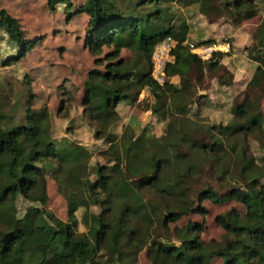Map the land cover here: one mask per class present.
<instances>
[{
	"label": "trees",
	"instance_id": "obj_1",
	"mask_svg": "<svg viewBox=\"0 0 264 264\" xmlns=\"http://www.w3.org/2000/svg\"><path fill=\"white\" fill-rule=\"evenodd\" d=\"M82 1L75 14L88 18L85 46L95 66L105 65L103 71L94 68L87 74L80 108L94 139L103 143L99 154L104 162L96 163L91 173L92 153L66 137L53 138L50 110L32 108L30 98L25 109L19 107L20 118L0 104V264H86L90 253L95 257L92 264H126L144 249L152 264H212L214 259L264 264V160L257 162L250 151L251 139L264 141L258 98L264 95V13L254 8L260 23L249 43L241 46L234 37L244 18L241 7H255V0ZM173 1L193 6L214 38L220 37L218 20H230V52L252 62L251 69L244 67L248 80L244 74L236 87L230 53H214L204 61L187 50L190 25L176 17L168 4ZM46 4L51 11L59 5L72 8V0ZM0 31L17 52L3 59L2 66L23 58L34 45L18 20L2 8ZM166 37L175 40L176 47L160 86L150 76V57ZM211 43L202 39L193 44ZM103 48L111 51L102 60ZM121 51L130 56L120 57ZM174 77L179 78L177 84ZM146 90L152 97L147 110L155 121L135 128L137 119L123 109L140 103ZM203 91L207 94L199 96ZM222 97H238L230 105L229 120H199L204 109ZM159 125L164 129L157 135ZM47 177L55 180L66 201L67 220L39 207L18 216L19 197L47 203ZM203 201H235L245 212L231 208L215 218L224 231L220 241H203L202 226L193 222L169 238L170 224L189 216L195 205L198 213H205ZM80 225L83 232L78 231Z\"/></svg>",
	"mask_w": 264,
	"mask_h": 264
},
{
	"label": "rangeland",
	"instance_id": "obj_2",
	"mask_svg": "<svg viewBox=\"0 0 264 264\" xmlns=\"http://www.w3.org/2000/svg\"><path fill=\"white\" fill-rule=\"evenodd\" d=\"M222 0H215L221 2ZM82 0H72V8H66L63 5L57 6L53 11L48 9L46 0H0V8L5 9L8 14L18 20L25 38L34 41L33 47L25 56L14 61L9 66H2V60L7 57L17 55L15 49L7 39V36L0 31V104L7 114L15 113L17 118L23 115L26 100L30 98L32 108L46 107L51 112L52 129L51 134L55 139L64 137L75 141L86 147L91 153L90 160L91 173L96 163H103L99 151L104 149L101 141H96L93 137V127L88 124L81 114V102L83 99V83L90 70L97 68L104 70L105 62L102 65L95 66V58L89 54L85 46V28L88 18L85 15H76ZM176 17H183L190 25L188 39L191 43H196L202 39L212 40L211 44H227L229 47L233 38L229 33L233 26L230 20L226 18L219 19L221 24L218 29L220 37L214 38L203 17H201L193 6L183 7L176 2H168ZM255 7L244 5L241 11L244 18L240 23L241 35L239 43H246L251 34H253L260 23V17L255 14L254 8L260 13H264V0H255ZM70 14V16L68 15ZM230 25V26H228ZM110 48H103L100 58L103 60L105 54L110 52ZM130 53L121 51L120 57H129ZM220 73V72H217ZM227 79L230 77L226 75ZM238 97H222L215 99L214 104L204 109L200 114L199 120L209 124L225 123L229 120V111L232 100ZM261 110L264 114V95L258 97ZM140 103L130 109L125 107L123 110L131 112L137 119L132 127L150 125L155 120L151 111L147 110L152 104V97L146 90L139 96ZM64 103V108L59 109L60 103ZM224 101L225 104H222ZM21 110V111H20ZM164 126L159 125L154 130L157 135L163 131ZM120 133V128L116 129ZM255 138V137H254ZM250 140V151L257 162L264 160V141ZM231 160V159H230ZM92 175L91 178H93ZM205 177V176H204ZM221 192L216 186L214 179L205 177ZM47 203L42 206L39 203H31L19 197L16 202L18 216H23L30 207H39L51 213L54 218L61 221L67 220V204L65 199L59 194L57 183L54 179H46ZM198 205L193 207L189 216L182 217L176 223L170 224V233L168 237L174 239L175 229L184 227L188 222H193L202 226L200 238L209 242L211 240L220 241L224 236V231L216 224L215 218L225 211L234 208L239 213L245 212L244 207L235 201L225 202L223 204H213L209 201H203L201 207L205 213H198ZM81 212L76 216L80 219ZM79 232L84 229L80 225ZM160 234V231H157ZM93 250V246L91 247ZM91 251V250H90ZM95 257L92 259L94 262ZM126 264H152L147 250L144 249L138 255L136 260L128 261ZM212 264H222L221 259H214Z\"/></svg>",
	"mask_w": 264,
	"mask_h": 264
},
{
	"label": "built area",
	"instance_id": "obj_3",
	"mask_svg": "<svg viewBox=\"0 0 264 264\" xmlns=\"http://www.w3.org/2000/svg\"><path fill=\"white\" fill-rule=\"evenodd\" d=\"M187 50L195 55L200 60L210 59L214 53H227L229 52V45L227 44H207V45H194L191 42L185 43ZM176 47V41L171 37H166L158 42L151 53V71L150 76L153 81L162 86L165 83L166 76L165 70L168 64L174 62L173 51Z\"/></svg>",
	"mask_w": 264,
	"mask_h": 264
},
{
	"label": "crops",
	"instance_id": "obj_4",
	"mask_svg": "<svg viewBox=\"0 0 264 264\" xmlns=\"http://www.w3.org/2000/svg\"><path fill=\"white\" fill-rule=\"evenodd\" d=\"M240 35H241V30H240V27H239L234 32V37L236 38L235 39V43H237L239 45H240V43H239V36ZM249 40L250 39H248V41L246 43L242 44V46L247 45L249 43ZM227 53H230L229 54V57H228L229 59H231V58L234 59V63H235L234 64V67L235 68L232 70V73H233V82L236 83V87H237V84L239 85V83L241 82V78L244 76V74H246V75L248 74L247 80L250 78V74L247 73V70H245L244 67L246 69H249V68L251 69V67L253 65H252V62H250L249 60H247L245 58V56L240 55V54H232L230 52V47H229V52H227ZM241 58L244 59L243 62H242V59ZM172 82L175 83V84H177L179 82V78L178 77L172 78ZM206 94H207V92L203 91V92H200L199 93V96H205Z\"/></svg>",
	"mask_w": 264,
	"mask_h": 264
},
{
	"label": "water",
	"instance_id": "obj_5",
	"mask_svg": "<svg viewBox=\"0 0 264 264\" xmlns=\"http://www.w3.org/2000/svg\"><path fill=\"white\" fill-rule=\"evenodd\" d=\"M94 258V255L93 254H87L86 256V259H87V262L86 264H92V259Z\"/></svg>",
	"mask_w": 264,
	"mask_h": 264
}]
</instances>
